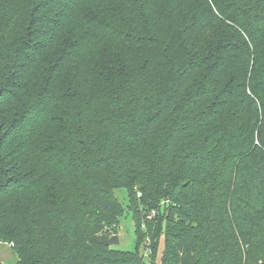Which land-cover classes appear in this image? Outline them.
I'll return each instance as SVG.
<instances>
[{"label": "trees", "instance_id": "1", "mask_svg": "<svg viewBox=\"0 0 264 264\" xmlns=\"http://www.w3.org/2000/svg\"><path fill=\"white\" fill-rule=\"evenodd\" d=\"M117 188L155 212L133 250ZM161 235L160 264H264V0H0L13 264H155Z\"/></svg>", "mask_w": 264, "mask_h": 264}, {"label": "rangeland", "instance_id": "2", "mask_svg": "<svg viewBox=\"0 0 264 264\" xmlns=\"http://www.w3.org/2000/svg\"><path fill=\"white\" fill-rule=\"evenodd\" d=\"M115 194L118 200L124 206V212L118 220L116 230L114 232H110L109 237H108L110 238L113 235H117L118 243L110 245V246L116 249L133 250L135 247V240H136V235H135V230H134L136 219H137L136 215L141 216L142 219L145 220V218H150L154 214L152 213V211L148 213L149 211H146L142 206H139L136 208V210H134V208L131 205H128L129 204L128 203V193L125 188L115 189ZM147 242H148V239L147 241L145 240V242H143L140 245V250L142 252L143 257L145 256V258L147 255H146V248L144 249V247H146V245L148 244ZM162 250H163V235L160 236V242H159L157 252H156V257H155V264H160ZM17 260H18V256L16 254L15 249L10 246L8 241L1 240L0 241V262L3 264H13Z\"/></svg>", "mask_w": 264, "mask_h": 264}, {"label": "water", "instance_id": "3", "mask_svg": "<svg viewBox=\"0 0 264 264\" xmlns=\"http://www.w3.org/2000/svg\"><path fill=\"white\" fill-rule=\"evenodd\" d=\"M118 243V237L117 235H113L110 238H107L104 240V244L107 246L113 245V244H117Z\"/></svg>", "mask_w": 264, "mask_h": 264}, {"label": "built area", "instance_id": "4", "mask_svg": "<svg viewBox=\"0 0 264 264\" xmlns=\"http://www.w3.org/2000/svg\"><path fill=\"white\" fill-rule=\"evenodd\" d=\"M152 213L154 214L155 212H154V211H152ZM9 244H10V246H12V243H11V242H9Z\"/></svg>", "mask_w": 264, "mask_h": 264}]
</instances>
